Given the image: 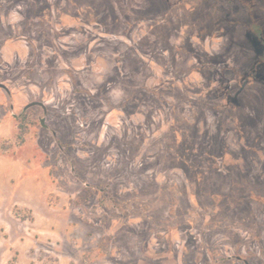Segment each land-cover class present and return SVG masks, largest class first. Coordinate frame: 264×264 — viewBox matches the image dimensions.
<instances>
[{
  "label": "rangeland",
  "instance_id": "374dc122",
  "mask_svg": "<svg viewBox=\"0 0 264 264\" xmlns=\"http://www.w3.org/2000/svg\"><path fill=\"white\" fill-rule=\"evenodd\" d=\"M235 9L0 0V264H264V23Z\"/></svg>",
  "mask_w": 264,
  "mask_h": 264
},
{
  "label": "flooded vegetation",
  "instance_id": "af4514ba",
  "mask_svg": "<svg viewBox=\"0 0 264 264\" xmlns=\"http://www.w3.org/2000/svg\"><path fill=\"white\" fill-rule=\"evenodd\" d=\"M215 1H217L219 6H222L223 3L231 4L232 6H235V8H236L235 9V13H236L235 20H237V21H238V17L240 16V14L242 12L244 19H247V22L250 24L251 30L253 31L252 32V34H253L252 35L253 36L252 41H253V46H254V35L255 34H254L253 28L255 26V23H252L251 19L253 18V14L259 13L258 14L259 16H257V19L258 20L260 19V22L263 21V23H264V0H220V1L215 0ZM191 12H193V11H191ZM204 38H207V35L203 36V39ZM255 43H256L255 46H258L260 49L262 48L264 50V33L260 32L259 38H258L257 42H255ZM253 72H255V71H253ZM0 89L8 91L6 86H5V89H3V88H0ZM35 106H39L45 111L44 105L41 103H30L24 107V111L26 112ZM40 123L42 124V126H44L43 119L40 120Z\"/></svg>",
  "mask_w": 264,
  "mask_h": 264
},
{
  "label": "water",
  "instance_id": "95a60500",
  "mask_svg": "<svg viewBox=\"0 0 264 264\" xmlns=\"http://www.w3.org/2000/svg\"><path fill=\"white\" fill-rule=\"evenodd\" d=\"M0 88L5 89V86L3 84L0 83Z\"/></svg>",
  "mask_w": 264,
  "mask_h": 264
}]
</instances>
